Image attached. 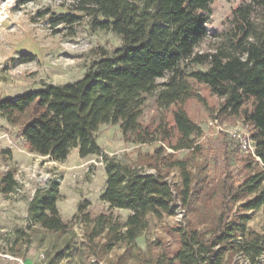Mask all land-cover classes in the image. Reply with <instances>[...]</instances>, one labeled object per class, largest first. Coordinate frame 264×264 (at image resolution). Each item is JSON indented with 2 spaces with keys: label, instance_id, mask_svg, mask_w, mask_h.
Instances as JSON below:
<instances>
[{
  "label": "trees",
  "instance_id": "trees-1",
  "mask_svg": "<svg viewBox=\"0 0 264 264\" xmlns=\"http://www.w3.org/2000/svg\"><path fill=\"white\" fill-rule=\"evenodd\" d=\"M31 1L15 0V5ZM213 1L74 0V11L88 15L94 28L117 34L120 45L111 51L99 48L97 58L76 80L46 83L0 98V116L9 125L19 126L29 152L57 162L64 161L72 147L81 158L102 156L106 179L100 199L109 208L129 211L123 222L112 216L95 218V233L107 230L108 247L117 239L133 244L148 226L149 214L160 218L174 209L175 192L180 205L191 211L194 187L200 183L202 188L206 181L193 182L183 159L164 160L167 166L178 167L181 187L176 189L165 179L159 160L149 166L154 171L148 172L103 154L95 138L101 124L118 125L126 141L140 144L157 139L169 143L176 133L175 142L169 143L172 149L197 150L194 139L201 130L184 106L194 96L192 83H196L221 99L218 112L250 125L253 153L238 158L241 143L230 137L218 149L225 164L219 180L221 197L241 200L242 212L230 218V208L223 203L205 229L197 230L188 222L178 229L179 245L171 255L161 252L156 264H239L237 256L247 264H264V225L262 231L247 227L249 215L244 213L264 203V25L257 29L249 19V5L264 12V0H248V6L234 10L240 21L233 41L196 53V46L207 36ZM79 19L76 14L60 13L49 20L57 26L73 25ZM31 59L30 54H20L22 62ZM189 64L203 69L189 68ZM159 78L165 81L158 83ZM147 95L154 96L159 109L173 107L170 125L162 120L151 128L140 122ZM233 161L241 162L235 173L244 174L237 184L229 171ZM15 186L12 170L0 177L1 194L13 192ZM59 198V184L54 180L37 189L27 207L30 220L51 231L67 229L57 208ZM83 205L79 203L78 210Z\"/></svg>",
  "mask_w": 264,
  "mask_h": 264
},
{
  "label": "rangeland",
  "instance_id": "rangeland-1",
  "mask_svg": "<svg viewBox=\"0 0 264 264\" xmlns=\"http://www.w3.org/2000/svg\"><path fill=\"white\" fill-rule=\"evenodd\" d=\"M73 3L74 0H34L17 7L15 0H0V98L14 97L46 83L76 80L97 58L99 48L111 51L120 45L117 34L94 28L88 15L72 9ZM247 4L248 0H214L206 23L207 36L195 52H208L233 41L240 21L234 10ZM249 11V19L260 29L264 25V12L252 5ZM60 13L76 14L80 19L73 25L53 26L50 17ZM21 53L30 54L32 59L20 61ZM188 67L203 69L192 64ZM163 81L165 78L157 79L158 83ZM192 84L194 96L184 106L201 130V135L194 139V144L199 145L197 150L172 149L169 143L175 142L176 133L169 143L157 139L140 144L126 141L118 125L101 124L95 132L96 142L107 156L148 172L154 171L149 166L159 160L165 179L176 189L181 187L178 167L167 166L165 161L186 160L193 182L198 178L206 181L202 188L200 183L195 185L191 211L180 205L175 192L174 209L160 218L149 214L148 226L130 245L117 239L105 246L107 230L95 233L97 216H112L115 221L123 222L129 214L125 209L109 208L100 199L106 179L101 155L81 158L77 148L72 147L61 162L41 157L28 151L19 126L9 125L0 116V177L12 170L16 180L13 192L0 193V264H156L161 252L171 255L179 245L178 229L186 227L188 222L197 230L205 229L213 224L223 203L230 208L228 217L241 213V200L221 197L219 180L223 179L225 164L218 149L224 139L233 138L229 134L232 128L250 139V125L240 117L218 112L221 99L206 86ZM145 98L140 122L151 128L162 120L170 125L173 107L159 109L153 95ZM238 153L241 159L251 152L242 149ZM240 165V161H233L229 166L236 184L244 175L235 173V167ZM53 180L59 184L60 198L56 204L68 226L64 231H51L33 223L27 212L35 191ZM79 203L84 205L78 210ZM244 213L249 215L247 227L262 231L264 203ZM122 232L123 228L118 234ZM237 258L239 264H247L246 260Z\"/></svg>",
  "mask_w": 264,
  "mask_h": 264
},
{
  "label": "built area",
  "instance_id": "built-area-1",
  "mask_svg": "<svg viewBox=\"0 0 264 264\" xmlns=\"http://www.w3.org/2000/svg\"><path fill=\"white\" fill-rule=\"evenodd\" d=\"M229 134L241 143V147L243 150H248L251 153H253L254 147H253L250 139L240 136L239 133L237 132L236 128L230 129Z\"/></svg>",
  "mask_w": 264,
  "mask_h": 264
},
{
  "label": "crops",
  "instance_id": "crops-1",
  "mask_svg": "<svg viewBox=\"0 0 264 264\" xmlns=\"http://www.w3.org/2000/svg\"><path fill=\"white\" fill-rule=\"evenodd\" d=\"M41 157H45V156H41Z\"/></svg>",
  "mask_w": 264,
  "mask_h": 264
}]
</instances>
